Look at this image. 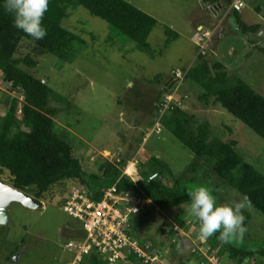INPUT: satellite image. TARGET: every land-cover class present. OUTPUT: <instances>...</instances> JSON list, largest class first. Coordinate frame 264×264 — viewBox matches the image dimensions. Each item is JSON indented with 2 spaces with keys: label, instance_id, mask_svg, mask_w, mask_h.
<instances>
[{
  "label": "rangeland",
  "instance_id": "374dc122",
  "mask_svg": "<svg viewBox=\"0 0 264 264\" xmlns=\"http://www.w3.org/2000/svg\"><path fill=\"white\" fill-rule=\"evenodd\" d=\"M126 1L158 21L147 38L149 49L141 51L132 40L122 35L115 37V29L105 20L76 6L69 9L70 16L63 25L84 38L87 45L73 63L62 62L51 54L35 55L33 45L26 41L15 54L17 58L31 54L39 61L36 68L29 70L53 89L51 106L58 109L54 129L89 143L85 169L100 174V166L109 161L122 167L127 176L135 172L162 177L169 185L173 182L168 169L175 176L185 177L195 157L166 126L177 107L191 116V129H196L197 121H208L212 138L234 140L244 160L264 174V140L220 105L204 104L198 97L200 88L184 78L198 53H202L211 61L221 62L264 95V0H232L229 7H212L202 0ZM233 8L248 25L259 24V30L243 33L238 29ZM165 27L178 36L168 35ZM157 74L161 79H156ZM1 80L0 74V129L9 107L16 104L20 114L23 105L21 92ZM152 156L160 157L168 169L160 172ZM0 179L12 185L5 175L0 174ZM217 183L216 177L206 173L192 187L203 184L217 188L214 195L220 203L240 199L234 190L222 184L217 187ZM73 186L69 182L63 196L53 194V190L44 194L41 208L28 209L17 202L8 206L9 222L0 226V264L71 263L74 254L66 246L70 239H77L73 236L82 238L84 233L81 223L65 213L60 202ZM189 205L154 208L141 231L145 241L163 249L167 264H196L192 262L197 259L199 230L192 224ZM180 214L196 236L187 230L188 236L176 237L173 246L170 241L176 232L169 234L167 229L171 224L173 228L178 226L175 220ZM244 214L247 232L243 241L237 242L247 248L264 246L263 214L251 205ZM213 250L217 253V249ZM221 260L237 264L227 254ZM242 264L257 261L252 258Z\"/></svg>",
  "mask_w": 264,
  "mask_h": 264
},
{
  "label": "trees",
  "instance_id": "16d2710c",
  "mask_svg": "<svg viewBox=\"0 0 264 264\" xmlns=\"http://www.w3.org/2000/svg\"><path fill=\"white\" fill-rule=\"evenodd\" d=\"M202 1L212 7H229L232 4V0ZM76 6H82L90 14L105 20L115 29V37L122 35L121 37L132 40L141 51L150 48L147 38L158 25L157 19L126 0H50L42 21L47 29V36L40 41H33L13 26L12 15L5 11L3 0H0L1 81L10 89L21 92L24 101L20 114L16 112L17 105L12 104L2 119L0 174L5 175L15 188L38 199L52 190L53 194L63 196L69 182L75 185L74 189L86 187L94 201H100L104 191L113 185L120 195L130 193L146 197L149 202L142 212L134 215L130 234L140 242L149 244L151 251H163L160 246L145 241L140 235L153 209L186 207L191 203L188 193L194 188L192 184L200 182V178L206 173L217 178V187L221 184L229 187L240 198L242 194H247L250 205L264 216V174L244 160L237 151L234 140L212 138L208 121H197L196 129H191V116L177 107L174 108L176 115L166 126L195 157L185 177L181 174L173 175L167 164L157 156H152V161L159 165L160 172L164 168L168 169L173 184L165 183L162 177L141 176L135 172L127 176L122 173V167L109 161L100 166V174L85 169L84 156L89 143L83 139L70 138L65 131L59 133L54 129V116L58 109L51 106L53 89L30 71L36 68L39 61L31 54H26L23 58L15 57L20 44L26 41L33 45L35 55L51 54L62 62L73 63L87 45L84 38L63 25L70 16L69 9ZM233 14L238 29L243 33H256L259 30V24L245 23L237 8H233ZM164 29L168 35L178 36L171 28ZM156 77L157 80L161 79L160 74ZM184 78L200 88L198 97L204 104L220 105L264 140V95L248 82L231 73L221 62L211 61L202 53H198L195 62L184 73ZM201 173L203 174L200 175ZM213 192L215 194L217 188ZM64 203L65 198L60 205ZM181 217L182 214L176 218V224L188 232L189 227L183 217L180 220ZM192 224L199 230L195 220ZM173 230L172 224L169 225V234ZM163 232L166 230L163 229ZM190 232L195 235L193 231ZM196 234L199 236V231ZM218 235L219 233L206 241L210 251L217 249L220 259L223 254H227L237 264L252 258H256L257 264H264V246L247 248L237 241L222 244L217 239ZM170 242L173 246L176 244L172 239ZM85 260L86 264H105L95 254L88 255ZM174 263L177 264L176 261ZM181 263L183 262L180 261L179 264ZM192 263L198 264V261L194 260Z\"/></svg>",
  "mask_w": 264,
  "mask_h": 264
},
{
  "label": "built area",
  "instance_id": "2783aa9c",
  "mask_svg": "<svg viewBox=\"0 0 264 264\" xmlns=\"http://www.w3.org/2000/svg\"><path fill=\"white\" fill-rule=\"evenodd\" d=\"M148 202L142 195H120L114 185L104 191L100 201L91 199L84 186L73 189L65 199L63 210L81 223L84 237L68 242L67 249L74 253L72 264H83L90 254L109 264H167L164 251H151L149 244L130 234L134 215L142 212ZM174 232V239L188 236L178 226ZM197 241L198 264H223L214 250L203 248L208 246L206 240L197 236Z\"/></svg>",
  "mask_w": 264,
  "mask_h": 264
},
{
  "label": "clouds",
  "instance_id": "9594fccd",
  "mask_svg": "<svg viewBox=\"0 0 264 264\" xmlns=\"http://www.w3.org/2000/svg\"><path fill=\"white\" fill-rule=\"evenodd\" d=\"M49 2L50 0H3V7L12 15L15 28L33 41H40L47 36V29L42 21ZM188 195L191 200L188 212L198 223L199 237L202 240H208L219 233L217 239L222 244L243 241L247 232L244 212L250 205L247 194H242L239 200L220 203L213 189L202 184L194 187Z\"/></svg>",
  "mask_w": 264,
  "mask_h": 264
},
{
  "label": "water",
  "instance_id": "95a60500",
  "mask_svg": "<svg viewBox=\"0 0 264 264\" xmlns=\"http://www.w3.org/2000/svg\"><path fill=\"white\" fill-rule=\"evenodd\" d=\"M13 202L20 203L28 209H37L43 206L40 199L27 194L0 179V226L9 222L7 208Z\"/></svg>",
  "mask_w": 264,
  "mask_h": 264
},
{
  "label": "crops",
  "instance_id": "0c3cea01",
  "mask_svg": "<svg viewBox=\"0 0 264 264\" xmlns=\"http://www.w3.org/2000/svg\"><path fill=\"white\" fill-rule=\"evenodd\" d=\"M40 200H41V199H40ZM74 230H77V231H78V229H76V228H74ZM74 230L71 229L70 232H71V231H74ZM82 231H83V229H82ZM83 233H84V231H83ZM73 238H77V239H78L79 237H77V236H73ZM77 239H73V240H77ZM71 240H72V239H70V241H71ZM66 247H67V246H66ZM73 254H74V253H73ZM12 255H13V254H12ZM12 257H13V256H12ZM12 257H11V258H12ZM16 259H17V258H16ZM85 259H86V258H85ZM10 260H11V259H10ZM73 261H74V257H73V260L71 261V263H68V264H72ZM84 262H85L84 264H86V260H85Z\"/></svg>",
  "mask_w": 264,
  "mask_h": 264
}]
</instances>
